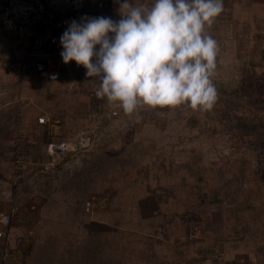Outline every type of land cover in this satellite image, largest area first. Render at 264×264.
<instances>
[{
  "label": "rangeland",
  "instance_id": "obj_1",
  "mask_svg": "<svg viewBox=\"0 0 264 264\" xmlns=\"http://www.w3.org/2000/svg\"><path fill=\"white\" fill-rule=\"evenodd\" d=\"M229 1L236 0H223L209 29L219 44L218 100L209 113L181 106L161 117L156 111L167 110L145 108L136 120L61 82L34 74L19 80L0 68V113L16 118L0 133L7 143L0 148V211L14 210L0 264H87L96 257L105 264L126 244L144 242L150 251L166 237L177 245L195 241L210 215L228 210L264 227V26L252 18L259 0L233 8ZM111 108L119 117L110 118ZM43 114L62 119V138L93 131L98 145L50 168L51 136L36 125ZM76 157L78 164L64 167ZM251 229L244 228L247 241L255 239ZM95 243L108 248L93 249Z\"/></svg>",
  "mask_w": 264,
  "mask_h": 264
},
{
  "label": "clouds",
  "instance_id": "obj_2",
  "mask_svg": "<svg viewBox=\"0 0 264 264\" xmlns=\"http://www.w3.org/2000/svg\"><path fill=\"white\" fill-rule=\"evenodd\" d=\"M118 20L83 16L60 37L65 65L86 70L97 98L140 120L145 108L170 116L181 106L209 113L219 44L209 33L223 0H116ZM56 79L55 76L52 77Z\"/></svg>",
  "mask_w": 264,
  "mask_h": 264
},
{
  "label": "built area",
  "instance_id": "obj_3",
  "mask_svg": "<svg viewBox=\"0 0 264 264\" xmlns=\"http://www.w3.org/2000/svg\"><path fill=\"white\" fill-rule=\"evenodd\" d=\"M0 9V34L15 43V49L22 50L16 57L11 55L3 64V70L22 80L34 74L42 76L49 83H63L71 94L84 91L93 95L96 85L86 83V70L77 66L75 61L65 65L61 58L62 46L60 37L72 20L80 21L81 17H98L106 15L117 7L116 0H4ZM71 13L72 15H69ZM264 52V47H263ZM56 79L53 80L52 77ZM76 92V93H75ZM102 101V99H99ZM110 118L119 117V110L109 109ZM36 125L45 128L50 140L45 148L53 168L64 161L69 153L78 154L85 146L95 149L100 135L82 132L76 139L62 138L63 121L58 117L43 114L36 118ZM79 158L64 163V167L76 165ZM94 198L84 202L85 213H90ZM14 210L0 211V245L7 254L6 235L9 230Z\"/></svg>",
  "mask_w": 264,
  "mask_h": 264
},
{
  "label": "crops",
  "instance_id": "obj_4",
  "mask_svg": "<svg viewBox=\"0 0 264 264\" xmlns=\"http://www.w3.org/2000/svg\"><path fill=\"white\" fill-rule=\"evenodd\" d=\"M4 2V0H0V9ZM239 3H241L239 0H236L235 3L234 1L228 2L232 6L231 8L239 7ZM251 6L255 10L252 18L259 26H264V0L253 1ZM117 8L118 5L110 13L106 15L100 14L99 16L118 20L117 15L115 17L112 16L117 12ZM69 15L72 14L69 13ZM263 35L264 28L260 30L261 38ZM6 39L0 34V68L2 67V69L4 62L11 55L15 54L16 57H19L22 54V50L15 49V43L9 38V46L7 48ZM1 110L2 108H0ZM3 118H5V124H3ZM15 121L14 115L0 113V133L7 132V129L10 130L12 128L11 123L14 126ZM7 122L10 123L9 127L6 125ZM18 127V129H21V125ZM19 132H22V130ZM3 144L7 145L6 142H3L0 135V148L4 146ZM17 172L20 173V171ZM18 177L21 179V174ZM244 228H252V233L256 235L255 239L247 241L248 236L245 234ZM200 229L201 234L195 241L183 239L186 241L178 242L179 245H177L175 239L170 240L166 237L162 239L163 242L158 243L150 251H147L148 245L146 246L144 242L126 244L124 249H118L115 253L109 252L110 259L105 264H264V227L253 225L245 218L244 214H236L234 210H228L227 213L221 211L217 215H210ZM259 229L261 230L260 233L258 232ZM130 233L134 234V229H130ZM147 233L149 234V232ZM239 234L242 236H238L235 242L233 238ZM190 242L193 243V247ZM106 245L95 243L93 249L99 251L102 249L107 250L108 247ZM109 246L110 250H116L111 244ZM118 251H122L123 255L125 252L126 258L118 257ZM99 253L101 255V252ZM93 261H89L87 264H102V260L99 261L97 257Z\"/></svg>",
  "mask_w": 264,
  "mask_h": 264
}]
</instances>
